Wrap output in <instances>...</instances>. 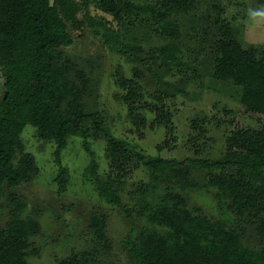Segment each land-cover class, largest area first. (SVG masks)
<instances>
[{"label": "trees", "instance_id": "obj_1", "mask_svg": "<svg viewBox=\"0 0 264 264\" xmlns=\"http://www.w3.org/2000/svg\"><path fill=\"white\" fill-rule=\"evenodd\" d=\"M197 2L155 0L150 6L134 0H82L81 5L75 0H0V69L5 89L0 98V212L5 201L15 206L0 226V264H32V238L41 234L39 221L24 215L20 196L14 192L39 174L21 139L27 125L36 128L41 140L55 142L61 191L66 190L69 176L63 152L70 137L82 138L83 149L91 157L86 172L97 193L107 204L123 208L131 221L123 200L125 185L137 166L147 168L150 182L138 188L143 224L131 222L123 240L132 264H264V47L246 49L230 24L213 23L212 76L237 89L245 111L259 116L260 127L233 131L219 158L185 160L146 156L137 145L112 134L106 110L89 106L91 76L65 53L74 45L68 24L80 25L76 23L82 10L95 7L112 16L122 30L139 28L144 19L138 15L149 13L145 24L155 25V36L168 43L137 62L156 79L160 96L153 105L140 104L145 100V76L139 68L134 69L135 79L121 78L118 85L125 91L124 104L138 130L148 126L142 111H150L155 115L150 128L167 129V140L158 150L170 149L177 137L166 102L186 91L183 82L166 79L175 70L191 68L185 61L179 17L193 11ZM86 22L113 51L129 57L128 51L135 57L143 54L137 44H124L121 30L96 24L90 16ZM192 72L195 78L196 70ZM193 127L200 136L207 134L204 121H194ZM100 138L107 144L110 171L105 177L98 174L91 145V140ZM200 153L197 148L195 154ZM200 177L203 187L216 191L217 217L190 208L186 193L201 187ZM90 222L97 240L108 242L106 214L96 212ZM58 264L112 263L84 250Z\"/></svg>", "mask_w": 264, "mask_h": 264}, {"label": "rangeland", "instance_id": "obj_2", "mask_svg": "<svg viewBox=\"0 0 264 264\" xmlns=\"http://www.w3.org/2000/svg\"><path fill=\"white\" fill-rule=\"evenodd\" d=\"M137 4L152 6L155 0H134ZM79 5L82 0H75ZM90 16L96 24L113 30H121L125 37L124 44L138 45L143 54L131 57L113 51L101 36L86 22ZM140 20L150 19L149 13L140 12ZM152 18V17H151ZM219 20L230 24L237 33L238 40L247 49L251 46L264 47V0H198L195 9L181 17L179 24L182 35V46L186 62L191 66L175 70L167 77L170 83L183 82L185 93L167 99V108L173 115L177 141L170 149L159 151L167 140V129L164 126L150 128L155 123V115L143 110L148 126L138 130L130 119L124 104L125 91L118 82L121 78L135 79L134 69L143 71L144 98L142 105L155 104L162 88L153 75L145 69L139 59L150 57L153 48L167 44V40L157 38L154 27L141 23L140 27H124L95 7L82 10L78 14L80 25H69L74 37V45L65 53L81 63L92 78V98L90 107L98 106L106 110L107 124L110 132L121 139H127L146 156L185 160L187 158H219L225 153L226 141L231 133L239 128H259V116L248 113L240 102L237 89L227 83L213 78V60L211 45L213 23ZM153 28V29H151ZM192 68L196 70L195 78ZM154 69V66H153ZM4 78L0 69V98L4 93ZM204 121L207 134L200 136L194 130L193 122ZM142 133L143 137H141ZM21 139L26 152L32 154L39 168V174L30 182L23 183L14 190L23 203L25 216L37 219L41 234L32 238L29 260L32 264H58L61 259L84 250L98 254L101 259L112 264H132L123 246V240L131 228V222L141 225L142 197L138 188L149 183V173L143 165L135 168L127 180L123 200L132 215V221L123 208L111 206L97 193L91 175L86 170L91 157L83 149V140L72 136L63 152V166L68 169V184L61 191L57 183L59 167L55 162L56 144L43 141L37 130L27 125ZM199 144V145H197ZM95 160L99 166L98 174L105 177L109 173L107 144L105 139L91 140ZM198 146V147H197ZM201 153L197 156L196 149ZM189 190L186 195L190 208L201 210L205 215L217 217L219 200L216 191L203 187ZM0 212V226H4L11 209L15 206L9 201L3 203ZM96 212L107 217L106 235L108 242L97 240L91 228L90 219Z\"/></svg>", "mask_w": 264, "mask_h": 264}]
</instances>
